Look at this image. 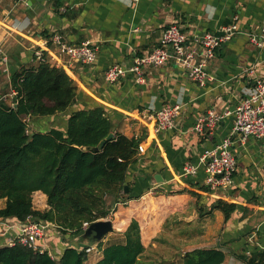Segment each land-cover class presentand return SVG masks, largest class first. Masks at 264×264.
<instances>
[{
	"label": "crops",
	"instance_id": "1",
	"mask_svg": "<svg viewBox=\"0 0 264 264\" xmlns=\"http://www.w3.org/2000/svg\"><path fill=\"white\" fill-rule=\"evenodd\" d=\"M234 16L242 32L217 49L207 66L213 78L204 86L190 80L171 62L146 68L142 84H136L130 76L113 83L103 79L108 66L129 65L135 56L155 47L163 29L172 23L187 33H221L222 27L230 24ZM261 25H264V0H0V46L5 55V60L0 58V97L7 104L12 103L13 96L11 75L34 61L33 47L39 37L59 33L67 43L88 40L98 47L93 63L70 65L77 84L75 102L60 114L26 117L28 132L65 130L71 112L100 106L113 124L112 134L135 138L141 147L136 150L135 162L128 167L127 192L136 197L150 187L157 193L154 197L158 206L153 208L158 211L156 218L150 216L144 220L134 208L120 211L117 207L114 231L106 233L100 241L76 239L74 235V241L68 244L65 237H57V227L52 226L50 233L39 242L53 259H58L65 247L83 243L98 249V253L87 255L90 262H95L101 257L102 247L123 241V232L132 218L139 222L144 246L155 245V239L162 241L167 252L164 257L176 260V264H182L183 253L194 248L223 250L224 264H246L238 254L255 247L264 249L263 140L231 138L230 149L237 168L228 189L201 197L187 192L171 193L185 187L189 180L203 184L202 168L193 177L179 176L184 164H196L206 150L230 135L233 117L228 113L255 80L264 79V47L250 43L245 34ZM249 70L252 71L249 73ZM168 103L181 104L175 126L153 135L152 124L142 120L140 114ZM210 111L218 119L212 127L204 125L198 131L196 123ZM156 174L160 175L161 182L154 178ZM33 194L41 197L37 206L32 201L33 207L46 210V195L41 191ZM218 198L235 203L227 218L220 210L206 213ZM136 199L129 202L134 203ZM147 212H152L150 206H145L141 213ZM17 223L13 218H0V246L14 236ZM163 229L168 232L164 239L159 236ZM172 241L173 244L169 243Z\"/></svg>",
	"mask_w": 264,
	"mask_h": 264
},
{
	"label": "trees",
	"instance_id": "2",
	"mask_svg": "<svg viewBox=\"0 0 264 264\" xmlns=\"http://www.w3.org/2000/svg\"><path fill=\"white\" fill-rule=\"evenodd\" d=\"M33 59L11 75L10 85L15 92L12 105L0 101V201L4 202L0 218L21 222L31 215L74 236L83 222L91 223L110 214L108 197L115 205L141 196L131 197L129 192L120 195L125 191L128 167L136 160L139 141L121 133L105 140L113 124L100 106L71 112L65 130L29 133L26 117L63 113L77 96L71 68ZM102 140L104 145L98 147ZM35 191L46 195V210L33 207ZM183 192L197 197L210 193L204 184L190 180L171 193ZM234 207L235 203L227 198H218L206 213L220 210L227 218ZM84 248L69 245L58 259H53L46 251H34L19 243L3 245L0 264H137L145 250L135 218L124 230L123 241L102 247L101 257L95 262L88 260ZM225 257L219 248H194L185 251L181 259L182 264H224ZM237 257L246 264H264V249L255 247Z\"/></svg>",
	"mask_w": 264,
	"mask_h": 264
},
{
	"label": "built area",
	"instance_id": "3",
	"mask_svg": "<svg viewBox=\"0 0 264 264\" xmlns=\"http://www.w3.org/2000/svg\"><path fill=\"white\" fill-rule=\"evenodd\" d=\"M241 32L237 16L233 17L230 24L222 27L221 33L209 31L187 33L180 25L172 23L163 29L155 47L144 54L135 56L129 65L116 63L108 66L103 73V79L107 83H113L122 77L130 76L136 84H142L145 82L146 68L159 67L171 62L180 67L190 80L199 86H204L213 78L207 72V66L215 57L217 49ZM245 34L250 43L257 47H264V25ZM97 51L98 47L88 40L79 44H70L65 42L59 33H54L51 36L39 37L38 44L33 47V56L35 61H48L57 67L70 68L74 62L93 63ZM0 58L5 60L1 46ZM14 94L15 92L12 93ZM2 100H5L4 97H0V101ZM180 110V103H168L157 109H145L140 116L142 120L152 124V134L158 135L174 128ZM228 114L233 117L230 135L213 148L206 150L196 164L185 163L179 175L182 178L193 177L202 168L203 184L208 187L210 193L228 189L233 184L237 168L236 158L230 149L233 136L241 140L252 137L264 141V79L255 80ZM217 119L218 116L210 111L206 117L199 118L196 129L202 131L204 125L212 127ZM137 148L139 151L141 147L137 146ZM89 224V222H83L81 230H85ZM54 225L47 220L28 215L24 221L17 223L14 236L8 238L5 245L19 243L34 251H46L49 254L45 245L39 241L45 236L46 229ZM84 251L87 254L98 253V249L93 245L85 246ZM247 253L249 254V251ZM49 255L51 256V253Z\"/></svg>",
	"mask_w": 264,
	"mask_h": 264
},
{
	"label": "rangeland",
	"instance_id": "4",
	"mask_svg": "<svg viewBox=\"0 0 264 264\" xmlns=\"http://www.w3.org/2000/svg\"><path fill=\"white\" fill-rule=\"evenodd\" d=\"M27 123L29 125V122H27ZM126 193H127L126 191H121L120 195H125ZM147 195L149 197H147ZM154 196H157V193L154 190L149 189L147 192H145L143 195H141L138 199H136L134 201V203H130L129 201H127V202H125V204L120 202V203H116L115 205H114L113 199L111 197H108L107 200L109 203H111V212L108 216H106L104 218H100V219H109L113 223V221H114L113 212H114V210L116 212L118 211L117 207H119L120 211H130V208H134V210L137 211L138 217H141L144 220L149 219L150 216H152V218H156L158 216V211L156 210L158 203L155 200ZM40 199H41L40 196L32 194V201L34 204H36V206H37V204H40ZM3 203H4L3 201H0V205H2ZM44 203L45 202L43 201V204ZM122 206H123V208H122ZM145 206H150L153 213L152 212L151 213L147 212L148 214L141 213L142 209H144ZM154 207L156 209H153ZM50 229H51V227H48L46 229V233H50L49 232ZM56 230L58 233L57 237L62 238V239H64V237H65L67 239L66 242H68V244L71 243L72 241H74V240H72L73 237L71 235L64 234L58 228H56ZM117 233L118 232H116V234H115L116 236H118ZM167 233H168L167 230L163 229L159 234L160 238L164 239L163 237H166ZM51 236H52L51 234L48 236L49 240H50ZM87 240L91 241L90 238ZM165 240L168 241L167 239H165ZM166 241H164V242H166ZM105 243H107V242H105ZM169 243L173 244V241L169 242ZM145 249L146 250L144 251V254L140 257L137 264H176V260L171 261L170 259L167 260V258L164 257V255L167 256V252H166V248H165L164 244L162 245V241L155 239V245H149V247L148 248L146 247ZM184 249L186 250L185 247H183L182 250H184ZM182 250H180V253H182Z\"/></svg>",
	"mask_w": 264,
	"mask_h": 264
},
{
	"label": "water",
	"instance_id": "5",
	"mask_svg": "<svg viewBox=\"0 0 264 264\" xmlns=\"http://www.w3.org/2000/svg\"><path fill=\"white\" fill-rule=\"evenodd\" d=\"M113 137V134L110 133L107 135L105 140H110ZM105 140H102L98 147H102L104 145ZM157 182H161V177L159 174L154 176ZM125 191H128L127 186H125ZM231 200L230 198H228ZM113 230L112 222L109 219H100L95 220L90 223V225L85 230H80L77 234H75V238L79 237L90 238L92 241H100L101 238L108 232ZM81 247H84L85 244L81 243Z\"/></svg>",
	"mask_w": 264,
	"mask_h": 264
}]
</instances>
